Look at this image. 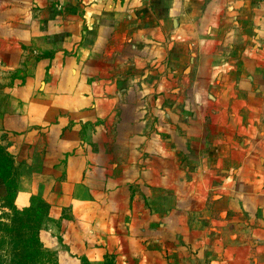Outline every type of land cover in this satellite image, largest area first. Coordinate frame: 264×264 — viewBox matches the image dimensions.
<instances>
[{
    "label": "rangeland",
    "instance_id": "1",
    "mask_svg": "<svg viewBox=\"0 0 264 264\" xmlns=\"http://www.w3.org/2000/svg\"><path fill=\"white\" fill-rule=\"evenodd\" d=\"M58 2L29 0L27 4H20L12 1L10 14L15 21L26 19L27 23L40 20L41 16L50 20ZM78 3H70L72 8L63 6L61 13L69 10L74 16L97 14L96 9L82 8ZM235 10L223 16L234 25L226 34L228 37L221 41L218 50L221 69L214 70L211 82L205 84L200 80V85L195 84L189 71L181 67L174 73L171 69L172 77L165 87L168 88L165 89L166 101L144 104V110L148 107L154 117L141 119V128L136 134L126 132L131 128L119 133L113 129L115 119H108L104 124L106 134L50 136L42 132L45 130L42 127H47L46 122L51 121L47 118L37 120L40 129L30 133L27 141L12 135L10 146L5 147L14 156L17 206L26 204L34 192L56 198L62 190L69 192L74 186L78 190L94 186L97 195L113 193L116 202L126 203L129 209L142 210L139 217L131 213L135 225L132 246L129 232L124 235L122 246L117 245L114 233L105 234L110 246L96 250L101 260L94 264H242L234 262L233 256L225 252L227 247L241 246L242 239L248 237L247 227L254 228L252 222L256 223L252 237L258 233L264 235V230L258 231L259 223L264 224V198L257 195L264 193V39L260 37L264 34V0H251V8L240 6ZM220 24L224 26L223 21ZM224 30L222 27L221 33ZM34 47L27 45L26 52L34 51ZM25 57L31 60L28 65H32L31 56ZM218 74L221 75L216 82ZM11 104L17 108L16 100ZM196 113L202 116L198 120ZM167 129L168 134H163ZM217 130L221 134L216 135ZM84 140L98 146L96 153L90 154L95 165L92 168H97L98 163H106V166L95 170L96 177L84 171V175L90 176L88 179L80 178L83 172L76 168L69 177L75 182H59L57 178L67 174L63 167L67 159L76 155V164L79 158L83 160ZM43 146L49 149L42 152ZM121 171L124 181L120 185L116 176ZM102 176L105 180H100ZM135 176L141 177L139 183ZM65 178L68 180L67 176ZM101 181L105 183L104 191ZM109 201L104 197L99 202V215L105 212L104 202L106 206L113 203ZM146 207L153 208L154 214L146 215ZM63 208L62 216L68 217L67 206ZM167 212L174 219L170 226L162 219ZM76 214L78 219L84 218L87 225L94 220V210L90 207L82 205ZM50 218L42 223L43 238ZM11 219L12 211L0 204V224L9 225ZM104 223L112 231L114 221ZM166 224L168 227L164 230ZM227 225H231L232 230ZM234 233L237 242L232 243L234 236L230 234ZM11 255L9 243L2 247L0 257L8 262ZM83 261L82 258L81 264ZM65 264L71 262L66 260Z\"/></svg>",
    "mask_w": 264,
    "mask_h": 264
},
{
    "label": "crops",
    "instance_id": "2",
    "mask_svg": "<svg viewBox=\"0 0 264 264\" xmlns=\"http://www.w3.org/2000/svg\"><path fill=\"white\" fill-rule=\"evenodd\" d=\"M12 1L27 4L29 0H0V146L4 147L10 146L12 135L27 141L30 133L40 129L37 120L47 118L51 121L46 122L47 127H42L45 128L42 132L50 136L106 134L104 124L108 119H115L116 124L111 129L123 133L124 128H131L126 132L136 134L141 128V119L154 117L148 107L144 110V104L166 101L165 89L168 88L165 87L169 86L171 69L174 73L181 67L189 71L195 84L211 82L214 70L221 69L218 59L221 41L228 37L226 34L234 25L223 16L240 6L251 8V0H59L62 6L54 4L56 8L50 20L41 16L40 20L27 23L26 19H12L9 6ZM70 3H78L82 8L92 7L98 12L76 16L69 10L61 13L63 6L72 8ZM222 27L224 33H221ZM260 37L264 39V34ZM27 45H35L34 51L26 52ZM26 55L31 56L32 65H28L31 60H27ZM12 71L18 74L12 75ZM12 100L17 101V108L12 107ZM196 114L197 120L202 117ZM231 115L234 118V114ZM168 129L162 133L168 134ZM217 134L221 131L217 130ZM219 139L220 136L218 144L221 143ZM83 142L86 146L81 154L83 160L79 158L76 164V155L67 159L63 163L67 174L59 176V182H75L69 177L76 168L83 172L80 178L88 179L90 176L84 175V171L96 177L95 170L106 166V163H98L97 168H92L95 165L90 154L96 153L97 145L92 146L89 140ZM46 148L49 146H43L42 152ZM117 178L121 185L124 181L122 171ZM140 178L135 176L136 183ZM100 180H105L104 176ZM101 184L103 189L105 183L101 181ZM95 190L94 186L86 190L74 186L69 192L62 190L56 198L34 192L24 204H29L32 195L49 203L44 221L51 218L45 224L42 241L56 253V264H65L66 260L81 264L82 258L92 264L100 261L96 250L110 246L105 234L114 233L118 246L123 245L127 232L132 238L135 230L132 214L139 217L142 210L129 209L126 203L116 202L113 193L97 195ZM257 195L264 198V193ZM104 197L113 203L101 204L106 209L99 215V202ZM82 205L94 210V220L89 225L84 218L76 216ZM64 206H67L68 217L62 216ZM145 213L154 214V209L146 207ZM162 216L169 226L174 222L170 212ZM110 219L114 221L112 231L104 223ZM82 224L83 229L80 228ZM252 225L253 229L247 227L248 237L242 239L241 246L236 249L228 246L225 250L233 256L234 262L264 264V235L258 233L252 237L256 223ZM263 226L259 223V232L264 230ZM166 227L168 224L163 229ZM227 228L232 230L231 225ZM231 235L234 238L230 241L237 242V234ZM132 242L133 239L131 246Z\"/></svg>",
    "mask_w": 264,
    "mask_h": 264
},
{
    "label": "trees",
    "instance_id": "3",
    "mask_svg": "<svg viewBox=\"0 0 264 264\" xmlns=\"http://www.w3.org/2000/svg\"><path fill=\"white\" fill-rule=\"evenodd\" d=\"M17 193L13 155L0 146V204L12 211V223L0 224V251L10 243L12 257L8 262L0 257V264H56V253L42 241V223L48 216L49 203L32 195L29 204L19 207L15 204ZM83 260V264H92Z\"/></svg>",
    "mask_w": 264,
    "mask_h": 264
}]
</instances>
